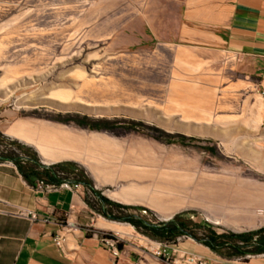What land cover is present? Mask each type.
Here are the masks:
<instances>
[{
  "label": "rangeland",
  "instance_id": "obj_1",
  "mask_svg": "<svg viewBox=\"0 0 264 264\" xmlns=\"http://www.w3.org/2000/svg\"><path fill=\"white\" fill-rule=\"evenodd\" d=\"M174 8L171 0H0V151L19 150L9 142L35 150L4 134L19 119L61 125L111 144L78 162L106 195L168 173L237 195L181 207L128 203L149 210L141 215L161 222L192 211L195 222L227 231L262 227L264 196L254 205L242 196L264 195V90L234 58L163 37L175 27ZM62 91L77 102L49 97ZM86 120L98 128L81 125ZM113 222L132 229L117 232L123 246L149 247L131 223Z\"/></svg>",
  "mask_w": 264,
  "mask_h": 264
},
{
  "label": "crops",
  "instance_id": "obj_2",
  "mask_svg": "<svg viewBox=\"0 0 264 264\" xmlns=\"http://www.w3.org/2000/svg\"><path fill=\"white\" fill-rule=\"evenodd\" d=\"M171 1L175 5L173 11L177 19L175 27L162 31L163 37L173 38V43L197 53L234 58L237 70L257 78L258 86L264 90V0ZM203 60L209 61L206 58ZM43 125L83 137L82 133L61 125ZM19 140L34 146L44 162V159L48 160L47 163L70 161L86 167L78 163L84 155L82 150L75 153L80 158L44 157L33 143ZM135 174L138 173L135 171ZM105 175L103 171L99 174L101 182H105ZM94 186L100 190L96 183ZM102 194L127 205L148 200L147 184L141 183L110 191V196ZM84 195L98 202L92 191L83 185L79 189L59 186L50 190L40 185L32 186L12 161H0V264H175L140 245L132 247L125 244L121 255L114 256L102 244L100 236L114 233L123 238L118 234L123 232L105 226L104 221L113 220L97 213L86 202ZM31 212L37 213L39 219L33 220ZM176 213L179 210L174 215ZM63 225L67 227L64 229ZM129 229V234H123L131 236L132 229ZM62 231L67 234L64 253L54 241L55 235ZM143 238L155 244L159 242L146 236ZM174 243H178L183 251L203 256L210 264H264V253L226 257L187 235L179 236Z\"/></svg>",
  "mask_w": 264,
  "mask_h": 264
},
{
  "label": "trees",
  "instance_id": "obj_3",
  "mask_svg": "<svg viewBox=\"0 0 264 264\" xmlns=\"http://www.w3.org/2000/svg\"><path fill=\"white\" fill-rule=\"evenodd\" d=\"M81 125L98 128L96 124L92 125L88 120ZM8 146L18 147L19 150L0 151V161H12L30 185L37 187L40 182L61 185L67 180L81 184L89 188L97 198L98 202H95L84 195L86 202L97 213L110 220L129 222L139 232L150 238L161 242H174L179 236L188 235L226 257H244L264 253V226L248 231H227L209 223L195 222L193 220L195 213L192 211H180L171 219L155 222L140 214L142 211L149 212L146 208L117 203L103 195L101 190L95 188L93 179L83 166L70 161L45 163L36 149L31 150L17 142H9ZM106 235L114 237L111 233ZM119 248L123 249L122 243L119 244Z\"/></svg>",
  "mask_w": 264,
  "mask_h": 264
},
{
  "label": "bare ground",
  "instance_id": "obj_4",
  "mask_svg": "<svg viewBox=\"0 0 264 264\" xmlns=\"http://www.w3.org/2000/svg\"><path fill=\"white\" fill-rule=\"evenodd\" d=\"M49 97L58 100L59 102L65 103L76 101H73L70 94L66 91L52 93L51 95H49ZM7 134L12 137L18 138V140L21 139L25 142L33 143L44 157L61 158L65 156H78V158H80V155L75 154L76 152H78V150H82L83 152L88 151L94 154L96 151L98 152L101 149H105L108 147L110 148L111 146L110 143L105 142L106 139L105 141L101 142L104 138L101 140L100 137H92L93 140L89 142L85 141L84 136L80 137L79 135L73 134L68 131L55 129L48 125L44 126L42 122H29L28 120L17 121L12 127L9 128ZM82 160H84V158H82ZM99 170L100 172H102L101 169ZM110 170H114V168ZM194 178V175L191 173H186L185 177H182L181 174L179 175L175 173H168L159 180H156L154 183H147V198L150 201L171 204L175 207H181L186 203L195 200L196 198L202 197L215 199L222 203H229L233 196L236 195L234 193V190H232V187L223 186L220 188L217 185L210 184L211 182L208 184L207 182H204L203 185H200L199 183L195 182ZM214 187H216L215 190L213 189ZM151 188H153L154 190L152 191ZM107 194L110 196V191ZM111 196L114 195L111 194ZM263 196L264 195L261 196V193L259 192L253 193L247 190L246 194H244L242 198H247L246 204L254 205L256 203H260ZM215 220L216 223L221 222L219 219L215 218ZM104 222H106L104 224L105 226H109L120 232L129 234L130 229L125 224H121L118 222ZM146 238L148 239V237ZM173 243L174 242L159 241L157 242V245ZM247 257H249V255Z\"/></svg>",
  "mask_w": 264,
  "mask_h": 264
},
{
  "label": "built area",
  "instance_id": "obj_5",
  "mask_svg": "<svg viewBox=\"0 0 264 264\" xmlns=\"http://www.w3.org/2000/svg\"><path fill=\"white\" fill-rule=\"evenodd\" d=\"M40 187H44L47 189H56L59 186H63L69 189H79L81 184L71 182L67 180L63 182L61 185L55 184H44L43 182L39 183ZM30 217L33 220L39 219V215L37 213L31 212ZM67 225H63L65 229ZM102 244L116 257L120 256L122 253V249L119 248V244L121 242L122 237L114 235V237H110L105 235H101ZM66 240L67 234L65 232H59L54 237V241L57 246L60 248L61 252L64 253V249L66 248ZM149 247H144L147 250L152 251L156 256L163 257L168 262H173L175 264H210V262L195 253L183 251L179 248L178 243L173 244H162V245H154L148 242Z\"/></svg>",
  "mask_w": 264,
  "mask_h": 264
},
{
  "label": "water",
  "instance_id": "obj_6",
  "mask_svg": "<svg viewBox=\"0 0 264 264\" xmlns=\"http://www.w3.org/2000/svg\"><path fill=\"white\" fill-rule=\"evenodd\" d=\"M4 134H5V133H4ZM6 135H7V134H6ZM8 136H9V135H8ZM9 137H11V136H9ZM11 138H12V137H11ZM13 139H14V138H13ZM19 141H20V140H19ZM111 200H113V199H111ZM113 201H115V200H113ZM115 202H117V201H115ZM117 203H119V202H117ZM171 218H172V217H171ZM171 218H170V219H171Z\"/></svg>",
  "mask_w": 264,
  "mask_h": 264
}]
</instances>
